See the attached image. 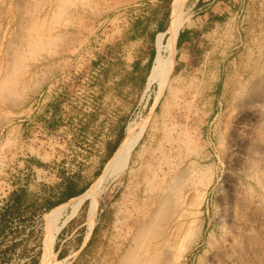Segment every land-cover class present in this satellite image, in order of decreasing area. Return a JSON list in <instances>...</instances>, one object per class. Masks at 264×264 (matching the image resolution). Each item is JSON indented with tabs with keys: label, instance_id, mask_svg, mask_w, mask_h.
Wrapping results in <instances>:
<instances>
[{
	"label": "rangeland",
	"instance_id": "obj_1",
	"mask_svg": "<svg viewBox=\"0 0 264 264\" xmlns=\"http://www.w3.org/2000/svg\"><path fill=\"white\" fill-rule=\"evenodd\" d=\"M166 1L0 0V206L20 186L53 200L63 177L91 186L121 129L146 120L130 168L99 198L98 231L77 264H174L172 233L195 224L179 264H264L248 231L230 227L254 195L264 208L251 169L261 164L264 175V0H189L183 30L194 41L178 48L172 90L153 108L156 87L143 78ZM74 205L51 234L47 264H73L92 236L89 200Z\"/></svg>",
	"mask_w": 264,
	"mask_h": 264
},
{
	"label": "bare ground",
	"instance_id": "obj_2",
	"mask_svg": "<svg viewBox=\"0 0 264 264\" xmlns=\"http://www.w3.org/2000/svg\"><path fill=\"white\" fill-rule=\"evenodd\" d=\"M188 2L189 0H172L171 16H170V22H169L168 29L162 34H160L155 41L156 53L154 56V60H153L150 72L147 77V89H150L154 86L156 87L155 103H154L153 108H155L162 101L165 93L169 89L170 91L172 90L171 80L173 78V74H174L175 67H176V56L178 53V47H177L178 36L181 30H183L184 26L191 21V16L186 15V8H187ZM146 122H147L146 120L143 122L140 121V123L130 122L128 126L126 127V130H125L126 134H125L123 141L120 143V145L118 146V148L116 149L112 157L106 162L101 174L95 179V181L91 184V186L85 192H83V194H80L77 197L72 198L69 202H66L64 205H58L51 209V211L49 212L47 216L48 234L46 236L45 244H44V250H45L44 256L40 264H47L46 256L52 244L51 234L59 231L60 229L59 223H60L61 217L64 215L65 209L71 203L75 204L73 208L74 210H76L84 201L89 200V209H88V214H87L88 233L86 235L85 241L89 240L91 231L93 230L94 225H95V217H96V213H97V209L99 205V198L102 195L109 181L115 180L121 177L130 168L133 154L136 151L138 145L140 144L144 136V133L146 131V128H147ZM260 166H258V164H252L251 169L255 172V175L258 181L261 183V185L264 186V175L260 173ZM244 192H245V189H244ZM203 197H204V193H202V199ZM233 197L235 198L237 203L243 202V198L240 193L235 192L233 194ZM202 199H200V201L198 202L197 204L198 206L196 205L197 207L201 206ZM262 204H263L262 200L257 196L255 197L254 195L252 197L251 203L247 207L248 209L247 212L244 213V211L242 210L236 211L233 214V216L230 217V227L231 228L233 229L239 228V230L244 228L248 231L247 237H248L249 252L251 256L257 259L260 258V256L262 257L264 253L261 247V244H262L261 239L264 238V208H262ZM194 227H196V224L195 226H193V228ZM193 228H189V231H187L188 233H185L183 230V226H179L174 230V233H172L173 234V245H177L180 242L177 246V254L173 255L174 264H179V261H180V258L183 252L187 249V246L189 245L187 244V241L189 240L187 238V235L191 237V234L196 233L193 231L196 229L195 228L193 229ZM190 229H192L193 232H191ZM185 238L187 239V241L185 240ZM184 242L186 244H184ZM170 246L172 247L171 243H170ZM132 251L134 254L135 250L133 249ZM134 257H135V254H134ZM67 260H68L67 258L56 260L52 264H67Z\"/></svg>",
	"mask_w": 264,
	"mask_h": 264
},
{
	"label": "trees",
	"instance_id": "obj_3",
	"mask_svg": "<svg viewBox=\"0 0 264 264\" xmlns=\"http://www.w3.org/2000/svg\"><path fill=\"white\" fill-rule=\"evenodd\" d=\"M203 0H198L200 4ZM167 6L164 12V20L158 25L156 33L165 32L168 29L171 14L172 0H167ZM144 31V29H143ZM193 39L194 35L190 30H182L178 38L177 47L182 48L183 39ZM150 59L148 65V73L143 78V82H147V77L151 69L154 56ZM139 67V63L135 65V69ZM60 100L56 99L51 103V116L50 123L58 122V112L60 108ZM125 137V126L121 129L119 137L114 144L110 146L107 159L103 162L102 167L112 157L120 143ZM101 174V173H100ZM62 184H60L59 197L55 200L49 194H43L40 197H33L26 186H20L14 189L9 196L5 199L4 204L0 206V264H8L12 258L19 255L22 258L21 264H39L42 255V245L44 238V215L55 206L68 202L74 197L83 194L90 185L81 189L73 187V180L63 177ZM88 206V202L84 205V213ZM98 231V226L94 228L92 236L87 245L82 249L79 257L73 264H77L78 260L86 254L91 248L95 235ZM82 236L79 238L81 247ZM79 247V248H80Z\"/></svg>",
	"mask_w": 264,
	"mask_h": 264
},
{
	"label": "crops",
	"instance_id": "obj_4",
	"mask_svg": "<svg viewBox=\"0 0 264 264\" xmlns=\"http://www.w3.org/2000/svg\"><path fill=\"white\" fill-rule=\"evenodd\" d=\"M179 36H180V34H179ZM179 36H178V38H179ZM193 41H194V39H191V38L189 39V37H187L186 39H183L182 48L185 49L186 52H188V48L192 44ZM187 55H188V53H187Z\"/></svg>",
	"mask_w": 264,
	"mask_h": 264
}]
</instances>
